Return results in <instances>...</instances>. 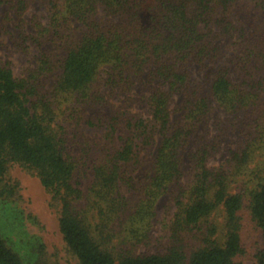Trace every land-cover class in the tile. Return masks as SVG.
Wrapping results in <instances>:
<instances>
[{"label": "trees", "instance_id": "16d2710c", "mask_svg": "<svg viewBox=\"0 0 264 264\" xmlns=\"http://www.w3.org/2000/svg\"><path fill=\"white\" fill-rule=\"evenodd\" d=\"M40 1L47 22L33 17L28 31L23 15L35 0H0L20 29L9 34L14 45L26 50L29 41L41 49L22 78L0 61V183L11 163L36 172L79 264H245V209L261 231L254 259L264 264V167L231 191L255 152L264 153V37L262 48L242 51L233 68L217 67L207 82L195 76L218 59L219 41L233 38L230 8L237 0ZM52 73L47 89L41 77ZM116 94L124 95L123 105L110 103ZM132 105L140 111H122ZM102 106L111 111L82 115ZM218 109L229 117L221 120ZM83 120L105 133L72 155L66 133ZM230 132L238 138L226 162L209 166ZM166 198L176 208L170 243L138 252ZM218 209L222 237L208 225L203 245L188 252L178 231L198 227ZM0 264H24L1 234Z\"/></svg>", "mask_w": 264, "mask_h": 264}, {"label": "rangeland", "instance_id": "374dc122", "mask_svg": "<svg viewBox=\"0 0 264 264\" xmlns=\"http://www.w3.org/2000/svg\"><path fill=\"white\" fill-rule=\"evenodd\" d=\"M230 16L237 26L233 38L219 41L222 47L220 56L206 70L196 73V78L207 82L217 67L229 65L233 68L234 64L231 61L242 54V51L262 48L260 41L264 37V0H237L231 5ZM33 17L43 23L47 22L46 10L40 0H35L23 15L28 31H32L29 20ZM0 23H5V29L0 26V61L9 63L15 77H25L29 68L33 69L37 66L41 49L29 41L26 42V50H19L14 45L9 34L17 35L20 29L15 27L14 18L11 20L6 18L3 7H0ZM257 62L255 60L256 64ZM55 78L56 73H52L47 78L41 77V80L45 88L49 89ZM235 80L238 79L235 78ZM102 91L105 92V89L102 88ZM137 92L138 90H135L132 94H137ZM123 99V94H116L109 101L114 106H118L123 105ZM109 111L111 110L107 106H102L99 110L85 108L82 115L94 117L98 115V112L107 115ZM122 111L138 112L140 108L132 105L122 107ZM215 114L219 115L223 121L225 117H229L219 109L215 111ZM62 118L61 120H63ZM212 121L213 118L210 120V126H212L210 133L215 132ZM61 124L64 127L67 125L66 122ZM104 133V128L89 126L83 120L77 130L73 128L72 131L66 133V137L69 138L67 147L70 148L72 155H80L81 143L93 145L103 139ZM237 138L238 135L235 132L224 136L219 150L210 157L209 166L224 164L229 156L228 149L235 146ZM263 163L264 153L259 150L255 152L252 162L249 163V169L237 177L238 182L233 184L231 191H238L240 185H243L242 181L254 176L251 173L252 169L256 167L263 169ZM186 180L187 177H184L183 181ZM252 184L249 181L248 187ZM175 211L176 208L169 198L160 203L153 218L149 243L141 245L138 252L155 253L168 246L171 240V226ZM58 218L59 207L41 184L36 172L19 163H11L0 183V234L8 246L20 256L24 264H79L77 257L69 250L63 239L59 230ZM208 225L216 226L217 237H222L224 218L221 209L215 211L207 221L202 222L198 227L178 231V237L184 239L188 252L203 245L202 238L206 234ZM261 245V231L252 221L248 210L245 209L242 219L243 253L239 260L245 264H256L254 255Z\"/></svg>", "mask_w": 264, "mask_h": 264}]
</instances>
